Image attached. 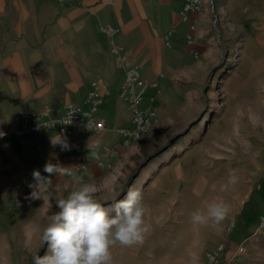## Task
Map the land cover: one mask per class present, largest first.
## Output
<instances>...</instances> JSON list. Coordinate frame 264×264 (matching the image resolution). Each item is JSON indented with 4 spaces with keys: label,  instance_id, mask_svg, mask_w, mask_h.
<instances>
[{
    "label": "crops",
    "instance_id": "1",
    "mask_svg": "<svg viewBox=\"0 0 264 264\" xmlns=\"http://www.w3.org/2000/svg\"><path fill=\"white\" fill-rule=\"evenodd\" d=\"M253 3L205 0L202 11L190 14L197 29L194 40L188 41L190 20H180L182 0H0V237L42 229L47 215L57 210L54 200L46 211L42 201L27 198L32 172L47 175L43 167L49 161L75 167L86 182L100 186L101 202L123 199L130 188L137 189L149 161L159 163L167 140L187 130L191 119L181 117L184 111L201 106L198 95L205 77L220 60L225 34L219 31L244 26ZM174 23L169 47L163 35ZM102 24L117 28L115 39L139 65L142 78L158 84L146 87L142 106L152 104L159 120L142 134L138 147L126 145L119 131L131 125L132 111L120 96L125 71L111 51L110 37L100 30ZM98 77L110 87L108 94L101 93L96 112L106 120L102 131H74L70 151L51 145L56 129L29 132L25 142L14 132L22 126L21 109L49 105L56 115L67 102L85 105ZM151 96L156 97L153 102ZM176 117L178 126L170 131ZM81 152L86 169L77 159ZM99 161L111 166L102 167ZM113 176L118 177L114 193L104 187ZM53 181L59 193L74 187L70 177Z\"/></svg>",
    "mask_w": 264,
    "mask_h": 264
},
{
    "label": "rangeland",
    "instance_id": "2",
    "mask_svg": "<svg viewBox=\"0 0 264 264\" xmlns=\"http://www.w3.org/2000/svg\"><path fill=\"white\" fill-rule=\"evenodd\" d=\"M253 1L244 26L219 31L220 60L205 77L201 106L181 116L191 119L187 130L167 140L157 166L149 161L137 189L150 232L143 245L115 246L114 264H205L222 244L227 264H264V0ZM217 199L230 207L220 226L190 222ZM26 237H0V264H32L39 244L26 247ZM46 252L44 244L37 254Z\"/></svg>",
    "mask_w": 264,
    "mask_h": 264
},
{
    "label": "clouds",
    "instance_id": "3",
    "mask_svg": "<svg viewBox=\"0 0 264 264\" xmlns=\"http://www.w3.org/2000/svg\"><path fill=\"white\" fill-rule=\"evenodd\" d=\"M54 122L49 127L55 128ZM50 143L61 151H70L66 136L60 133L50 136ZM60 163L47 162L40 170L32 172V191L28 199L42 201L46 211L55 201V212L47 215L42 229L31 230L26 237V247L31 248L33 239L39 248L32 256V264H114L112 249L119 245L133 247L143 245L150 225L146 216L148 208L142 193L130 188L123 199L101 202L98 193L101 187L86 182L74 171ZM53 177H70L74 187L66 194L56 192ZM118 177L113 176L104 185L115 192ZM230 213V207L222 200H214L204 209L190 214V222L197 226H220ZM47 244V252L40 256L38 250Z\"/></svg>",
    "mask_w": 264,
    "mask_h": 264
},
{
    "label": "built area",
    "instance_id": "4",
    "mask_svg": "<svg viewBox=\"0 0 264 264\" xmlns=\"http://www.w3.org/2000/svg\"><path fill=\"white\" fill-rule=\"evenodd\" d=\"M205 0H182V7L179 11L181 21H189L192 12H200L204 7ZM177 23L170 26L164 33L163 38L167 46H172V36L176 31ZM197 29V21L190 20L189 30L186 34L188 41H193ZM100 30L108 35L111 39V51L116 55L119 67L125 71V78L120 89V96L127 102L128 107L132 111L131 125L128 127H121L119 131L124 136V143L126 145L137 144L142 134L150 129L154 123L159 120L156 108L149 104L142 106L144 93L146 87L150 84L158 86L157 82L148 83L142 78L140 67L135 63L125 52V47L120 42L116 41L115 35L117 28L111 24L100 25ZM160 92V88H157ZM110 87L103 77H98L92 81V88L88 92L85 99V105L75 102H67L63 110L56 114H52V109L49 105H44L40 108H26L21 109L19 114L22 120L21 128L14 132L22 137L29 132H40L43 130L56 129L58 133L63 134L69 140L70 135L81 128L89 131H102L106 127V120L104 117L97 116L96 112L100 103L103 100L102 94H108ZM155 96H151L150 100L153 102ZM54 122H63L66 124H57L55 128L49 127ZM7 133V132H5ZM108 148L107 146H105ZM77 159L80 161V166L87 168L86 156L84 153H78ZM102 167H109L110 164L105 165L99 161ZM226 246L219 245L213 251L208 253L205 264H221V256ZM240 252L246 250L242 243L238 246Z\"/></svg>",
    "mask_w": 264,
    "mask_h": 264
},
{
    "label": "trees",
    "instance_id": "5",
    "mask_svg": "<svg viewBox=\"0 0 264 264\" xmlns=\"http://www.w3.org/2000/svg\"><path fill=\"white\" fill-rule=\"evenodd\" d=\"M231 230V229H230ZM228 245H226V248L221 256V264H227V252H228Z\"/></svg>",
    "mask_w": 264,
    "mask_h": 264
},
{
    "label": "bare ground",
    "instance_id": "6",
    "mask_svg": "<svg viewBox=\"0 0 264 264\" xmlns=\"http://www.w3.org/2000/svg\"><path fill=\"white\" fill-rule=\"evenodd\" d=\"M246 53V52H245ZM202 123H205V120L203 119L202 120ZM182 149V148H181ZM156 166H157V164H156ZM147 180V176H145V178H144V180H143V182L142 183H144L145 181ZM142 185V184H141Z\"/></svg>",
    "mask_w": 264,
    "mask_h": 264
}]
</instances>
